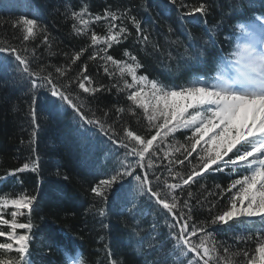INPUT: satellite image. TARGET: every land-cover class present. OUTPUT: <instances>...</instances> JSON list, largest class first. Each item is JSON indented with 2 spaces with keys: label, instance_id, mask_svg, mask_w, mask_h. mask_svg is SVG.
Listing matches in <instances>:
<instances>
[{
  "label": "snow or ice",
  "instance_id": "snow-or-ice-1",
  "mask_svg": "<svg viewBox=\"0 0 264 264\" xmlns=\"http://www.w3.org/2000/svg\"><path fill=\"white\" fill-rule=\"evenodd\" d=\"M169 3L177 4L178 0H169ZM185 6L180 3V7ZM195 13L206 16L208 6L200 3L181 16H193ZM85 14L88 19L84 18ZM72 18L81 24L80 28L73 24L77 36L87 35L88 25L93 20L106 22L107 35L92 31L90 45L80 47L71 55L64 53L66 63L54 66V72L51 66L41 63L43 56L37 54L38 45L29 49L26 43L17 46L0 42V73L14 71L17 81L30 85L28 91L33 98L32 105L39 98L40 90L49 92L55 98L51 103L58 100L61 108L67 105L79 117L81 127L84 124L89 126L85 132L94 129L114 146L111 151L118 166L112 169L110 176L99 179L90 189L94 197L104 202V206L98 209L99 216H105L109 204L116 209L128 207L130 190L135 185V190L142 197L149 201L154 199L166 213L164 222L171 242V248L165 251V241L153 237L155 244L150 243L149 247H155L158 255L146 264H264V13L249 18L248 23L235 25L246 40L232 50L230 58L224 55L221 47L219 54L209 62L201 58L206 55L208 46L216 47L217 41L213 37L217 32L213 31L205 47L195 57L209 71L179 86H169L138 74L142 64L130 50L125 49L123 56L132 63L116 59L108 52L114 44L118 45L133 35L137 43H149V30L143 27L140 18L132 15L130 9L114 11L108 7L102 15L93 17L85 4L80 11L72 12ZM232 19L238 17L233 16ZM127 23L135 29V34ZM12 27L22 30L19 37L22 42L39 40L44 45L51 43L47 28L41 27L35 15L21 16ZM169 31H172L171 27ZM205 34L208 35L207 31ZM85 53L90 61L105 62L96 66L102 68L112 81L110 86L94 79L90 65L81 61ZM48 55L55 53L49 51ZM78 61L81 64L77 66L76 75L70 76L72 65ZM109 63L117 66L119 80L116 73L110 71ZM126 76L131 78V82ZM73 85H78L87 95L81 96ZM111 89L126 95L127 101L131 102L127 111L144 126V134L131 128L128 122H121L125 108L118 104L114 105L115 119L111 110L99 109L103 112L100 116L97 109L89 108L92 100L88 97L94 100L97 93L110 92ZM32 105L31 123L38 127V115ZM177 133L182 134L187 143L181 142ZM163 160H167V164ZM39 161L37 150L32 148L31 155L22 166L7 176H0V182L25 172L36 173L39 178ZM161 169L168 175L158 174ZM226 171L238 177L233 178L226 188L215 184L217 191H209L201 182L207 178L206 173ZM192 185L204 189L205 194L195 195L190 190ZM227 193H232L228 203L214 212L216 199H224ZM37 202V195L24 192L11 196L0 194V226L8 229L5 231L0 227V237L4 238L0 242V264H33L30 245L34 240V224L31 216ZM197 206L201 209L206 207L210 218L198 221ZM8 209H11L10 219L5 217ZM138 210V205L130 209ZM24 216H27V222H21L20 218ZM209 225H228L229 232L250 233L234 238L253 241L256 245L254 254H250L247 248L233 251V245L217 240L215 232L209 231ZM134 235H139L138 229H134ZM47 239L61 255L62 264H85L78 246L60 243L51 235ZM241 256L243 260L237 262L236 258ZM109 264H118V261L111 259Z\"/></svg>",
  "mask_w": 264,
  "mask_h": 264
},
{
  "label": "trees",
  "instance_id": "trees-1",
  "mask_svg": "<svg viewBox=\"0 0 264 264\" xmlns=\"http://www.w3.org/2000/svg\"><path fill=\"white\" fill-rule=\"evenodd\" d=\"M22 2V10L20 11L21 6L17 5L18 1L0 0V42L6 41L17 46H20L21 43H26L29 49L34 45H38L37 54L43 56L41 63L51 66L53 72L54 66L66 63L64 53L71 55L79 50L80 47L90 45L92 31L101 36L107 35L106 22L103 20L100 22L91 21L85 36L74 34L71 31L73 30V24L77 23V28H80L81 24L73 20V11H80L87 4L94 17L95 14L102 15L108 7H111L114 11L130 9L132 15L140 18L143 27L149 30V43L147 45L137 43L135 35H133V37L122 41L118 45L114 44L111 49H108V52L116 59L132 63L127 57L123 56L125 49L130 50L142 64V67L138 69V74L147 75L149 79L158 80L169 86H179L189 82L188 77L191 74L187 71L191 67H198L205 73L209 71L205 64L195 58L199 55L200 50L205 47L207 40L205 37L211 35L213 31L217 32V35L213 37L217 41L215 49L208 46L206 55L201 58L211 62L213 57L219 54L221 47H223V52L230 50L228 36L236 21L232 17H238L237 11L239 12L244 7L257 3L253 0H178L177 4H171L169 0H22ZM181 2L186 6L180 7ZM220 2L226 6L224 12L222 9V13H218ZM200 3L208 6L206 16H202L200 13H195L193 16H181L180 10L187 9L189 12L193 7L199 6ZM24 15L37 16L41 27H45L48 30L50 45H44L39 40L22 42L19 39L23 34L22 30L13 28L12 24ZM84 18L88 19V15L85 14ZM195 20L201 21V23L197 25L196 23L198 22H193ZM177 23L180 26H177ZM127 26L135 34V29L132 25L127 23ZM169 27L172 28L171 32ZM206 31L208 35L205 34ZM190 45L192 47H189ZM49 51L55 53V55H48ZM89 51H91V48H89ZM175 54L177 55L175 56ZM87 57L88 54L85 53L81 61L90 65V72L94 79L98 83L110 86L112 81L105 75L102 68H97L96 66L105 62H93L88 60ZM9 59L11 58L9 57ZM81 61H78L76 65H72L69 72L70 76L76 75L77 66L81 64ZM108 66L110 71L116 73V78L119 80L117 66L110 63ZM190 73H194V71L191 70ZM15 77L16 73L11 70L0 73V176H7L9 172L22 166L23 160H26L31 155L29 153L33 147L28 136H26L27 140H25V129L23 131L20 129L24 125L27 127L30 123L31 115L27 111V107L29 104L32 105L33 98L31 93L27 92L26 98L21 101L17 100L16 95L12 93V90L16 87L13 81H20H17ZM125 78L131 82L130 77L126 76ZM73 87L81 96L87 95L78 89V85H73ZM37 95L39 98L32 106H38V109L41 108V114L48 119V122L51 121L56 129V134L46 138L40 132L41 129L37 127L42 136V139H38L39 142L41 141V147L39 146L38 152H41L40 156L45 160V164L39 161L40 169L44 168L42 164L48 166V161L50 160L54 167L60 166L55 169L56 172H59L56 173V176L53 175V172H50L47 182L35 181L33 178L34 173L32 172L9 176L8 179L11 180L7 184L5 183L7 180L0 182V194L11 196L24 192L38 196L35 211L31 216L32 223L36 229L32 231L36 239L32 249H34V252L39 251L40 249L37 247L43 246V241L48 243L47 237L53 234L56 235L55 231L58 228L66 231L67 234L72 235L73 238L75 237L79 241L84 249L85 264H109L111 259L118 261V264H145L147 257H139L134 254L139 250V244L135 239L137 235L133 233L134 229H137L135 221L121 220L118 222V219L115 218L113 212H110L109 209H107L104 217H100L98 209L104 206V202L100 198L94 197L90 191L91 187L98 182L91 179L90 173L82 166L84 162H81L78 158L77 160H68L69 158L66 157L70 152L68 146L78 149L82 140L88 141L96 138L109 153L108 156L111 159L112 166L115 168L118 166V161L111 151L114 146L110 144L107 137L95 132L94 129H90L87 132L89 134L86 133L87 135L79 134L82 122L71 108L67 105L61 108L58 100L55 104H51L55 98L51 97L47 91L40 90ZM88 99L92 100L89 108L97 109V114L100 116H103V112L99 111V109L111 110L113 119H115L114 105L118 104L120 107H124L125 112L121 114L123 117L121 122H128L131 128L144 134V126L138 124L136 118L132 117L127 111V108L131 106V102L127 101L124 93H117L115 89H111L110 92L97 93L94 100L92 97H88ZM144 123L146 124V121ZM41 126L42 128L44 127L43 125ZM84 126L89 128L86 124ZM188 134L190 135V132ZM177 137L181 142L187 143L184 141L182 134L177 133ZM36 138L37 136H33L32 140H36ZM54 138L56 142H53ZM47 141L53 147L50 146L48 149H43L42 143H47ZM60 141V147H54ZM120 153L122 155V149ZM193 155L195 156L196 154L193 153ZM51 157L54 158L55 162L52 163L53 159ZM60 160L65 163L63 167L57 164ZM163 163L167 164V160H163ZM179 167L177 165V168ZM101 168L105 169V171L99 177L107 178V176L112 174V167L107 163H102L98 170ZM158 174L162 176L168 175L164 169H161ZM205 176L207 178L201 182L206 185L209 191H217L214 187L215 184H220L226 188L233 178H237L232 177L230 172L212 173L210 175L206 173ZM133 188H135V185ZM190 190L197 196L205 194L204 189H201L198 185H192ZM231 194L227 193L222 200L215 197L209 198L216 199L217 209L214 212L222 209L228 203V198ZM138 197L143 202L141 208L150 210L146 205L149 203L148 198L142 197L140 194ZM193 204L195 205V201H193ZM10 211L11 209H8L5 212V217L8 219L11 218L9 215ZM195 211L198 221L210 218L206 207L201 209L197 206ZM20 220L21 222H27V216L21 217ZM101 221H103V224H101ZM155 221L154 224L158 227L160 226V232L164 234V237L159 240L165 241L164 247L165 251H167V249L171 248V242L168 241L169 229L164 222V218L160 220L159 215L156 216ZM104 225L107 226L105 227ZM0 227H3L5 231L8 230L6 226ZM227 229L228 226L209 225V231L215 232L217 240L233 245V251H241L247 248L250 254H254L256 245L253 241L237 240L234 237L241 235L239 232L242 231L229 232ZM243 235L248 236L250 233ZM38 238L43 239L38 241ZM3 239L0 237V242ZM43 247H45L42 248L43 252L49 253L51 251L48 246ZM118 247L123 248L125 253L120 251L121 248L119 249ZM221 252H223L222 249ZM11 255H15V253ZM154 255L151 261L157 258V251H155ZM236 260L237 262L242 261L243 257H237Z\"/></svg>",
  "mask_w": 264,
  "mask_h": 264
},
{
  "label": "bare ground",
  "instance_id": "bare-ground-1",
  "mask_svg": "<svg viewBox=\"0 0 264 264\" xmlns=\"http://www.w3.org/2000/svg\"><path fill=\"white\" fill-rule=\"evenodd\" d=\"M219 12L222 13V9H223V12L225 11V8L226 6L221 4V2L219 3ZM156 6V5H155ZM181 13H186L188 12L187 9H182L180 10ZM162 15V13H161ZM166 15V14H165ZM201 21H198V23H196L197 25L200 24ZM177 26H180L179 23H177ZM9 83V82H8ZM13 84L16 86L14 87V89L12 90V93L14 95H16V98L17 100H23V98H26L27 95L26 93L29 92L28 89L30 87V85H27L23 82H16V81H13ZM52 104V103H51ZM30 105H28L27 107V111L30 112ZM35 108L36 112H37V115H38V128H40V132H42V134H44V136L46 138L48 137H51L53 136L54 134H56V129H55V126H53L52 122H48V119L45 118L40 111H42V109H38V106H32ZM25 109V108H24ZM31 120H32V117L31 119L29 120V124L27 125V127L24 125L23 127H21L20 129L23 131L24 129V132H25V137L28 136L30 138V141L32 142V148H35L37 149V153L40 157L41 155V152H38V148L41 144V141L39 142V138H41L42 136L40 135L38 129L36 126H34L32 123H31ZM43 125L44 127L42 128ZM87 127L83 125V127L80 128L79 130V134H83V135H87L89 133L85 132L84 129H86ZM49 131V132H48ZM33 132H35V135H33ZM48 132V133H47ZM87 133V134H86ZM33 136H37L36 140H32V137ZM42 139V138H41ZM27 140V137L26 139ZM53 142H56V139L54 138ZM60 144H61V141L59 142L58 145H54V147H60ZM52 146L51 143L49 141H47V143H42V147L43 149H48V147ZM41 147V146H40ZM53 147V146H52ZM31 148V147H30ZM31 148V149H32ZM68 148H70V152L69 154H67L66 157H68L69 159L68 160H71V159H76L77 158L81 161V162H88L89 165L93 164V162L95 164H98L97 162H101V163H107L108 165H110L112 167V169H114V167L112 166V162H111V159L109 158L108 156V152L103 148V145L100 143L99 140H97L96 138H92V140H88V141H85V140H82L81 143H80V148L76 149V147H73V146H68ZM42 151V150H41ZM28 152V151H27ZM31 154V152L29 153V155ZM34 158V157H33ZM52 158V157H51ZM27 159V158H26ZM53 162H55L54 158H52ZM67 160V159H66ZM65 160V161H66ZM25 162V160H23ZM49 164L48 166L43 165V169H40V174H39V178L37 177V174L34 173L33 174V178L35 181H42V182H47L48 178H49V174L50 172H53V175L56 176L58 172L55 171V169H57L58 167L60 166H53L50 162V160L48 161ZM57 164L61 165L62 167L64 166L65 163H63L62 160L58 161ZM67 166V165H65ZM117 167V166H116ZM105 169H100V170H96L95 168H90L88 172H95L98 176H94L92 177L91 179L94 180L95 182H98V178H100L99 176H101L103 173H104ZM114 211H117L118 209L116 208H113ZM63 238L64 239H67V240H71V238H73L72 235H69V234H65L63 235ZM44 246V245H43ZM37 247L38 249H41V248H45V247ZM131 246H133L131 244ZM129 246V247H131ZM37 248H35L36 250H38ZM107 248V247H106ZM119 249L121 247H118ZM126 248V247H125ZM120 251L124 252V249L121 248ZM130 251L133 252L132 249H130ZM109 253V252H107ZM125 253V252H124ZM129 253V252H127Z\"/></svg>",
  "mask_w": 264,
  "mask_h": 264
},
{
  "label": "rangeland",
  "instance_id": "rangeland-1",
  "mask_svg": "<svg viewBox=\"0 0 264 264\" xmlns=\"http://www.w3.org/2000/svg\"><path fill=\"white\" fill-rule=\"evenodd\" d=\"M75 24V23H74ZM75 25H77V23L75 24ZM77 27V26H76ZM79 27V26H78ZM74 34H76L75 32H74V30H71ZM177 54H175V56H176ZM78 89H79V87H78ZM81 92H82V90H80ZM83 93V92H82ZM44 108H46V107H44ZM133 117V116H132ZM44 136V135H43ZM46 143V142H45ZM199 147V146H198ZM43 153V152H42ZM40 162H45V160L42 158V156H40ZM45 164V163H44ZM90 173V175H92V177H94V176H96L97 177V174L96 173H93V172H89ZM43 199H45V197H43Z\"/></svg>",
  "mask_w": 264,
  "mask_h": 264
}]
</instances>
